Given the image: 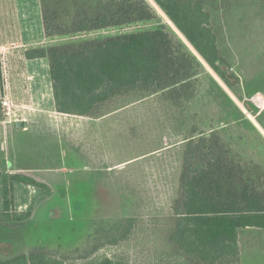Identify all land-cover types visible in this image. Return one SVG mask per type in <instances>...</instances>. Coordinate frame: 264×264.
<instances>
[{"label":"rangeland","instance_id":"1","mask_svg":"<svg viewBox=\"0 0 264 264\" xmlns=\"http://www.w3.org/2000/svg\"><path fill=\"white\" fill-rule=\"evenodd\" d=\"M147 1L155 10L154 20L46 38L28 46L23 45L26 38H21L17 19L3 17L9 9L18 15V2L1 7L0 28L11 27L9 37L2 33L1 45L13 51L165 26L199 64L196 93L187 94L180 105L162 93L141 99L133 94L106 104L100 118L55 113L59 119L52 125L60 127L63 139L54 130L44 139L49 159L43 164L67 168L62 171L65 186L43 196L23 224L0 222L1 258L44 246L76 260L98 248L97 256L118 255L128 264H176L165 236L191 136L218 137L237 162L264 169V127L257 118L264 119V14L246 1L218 15L223 19V27L217 28L220 48L241 81L233 91L156 2ZM28 7L32 16L24 25L37 34L40 0H31ZM11 61L10 76L19 83ZM246 78L252 80L250 88ZM39 145L37 138L33 153L39 152ZM73 169L77 173L71 176ZM128 227L131 230L124 232ZM240 241L241 264H264V229L242 230Z\"/></svg>","mask_w":264,"mask_h":264},{"label":"trees","instance_id":"2","mask_svg":"<svg viewBox=\"0 0 264 264\" xmlns=\"http://www.w3.org/2000/svg\"><path fill=\"white\" fill-rule=\"evenodd\" d=\"M154 1L234 91L241 81L220 48L217 28L223 27V19L218 15L231 13L246 1L264 14V0ZM40 3L48 38L122 27L157 17L147 0ZM26 56L48 59L54 104L61 113L100 117L105 114L106 104L133 94L141 99L162 93L180 105L182 98L189 93L194 95L197 89L196 58L165 26L37 46L28 49ZM245 83L250 88L252 80L246 78ZM257 118L264 127V119L258 115ZM221 142L218 137L202 135L196 139L192 135L186 144L180 192L172 205L165 236L176 264H241V231L264 229V169L243 166ZM0 177V222L21 225L33 212L16 209L15 184L50 187L22 173L0 172ZM129 230L128 227L123 231ZM97 251L94 248L82 260H76L38 246L28 253L0 257V264H128L118 255L99 257Z\"/></svg>","mask_w":264,"mask_h":264},{"label":"crops","instance_id":"3","mask_svg":"<svg viewBox=\"0 0 264 264\" xmlns=\"http://www.w3.org/2000/svg\"><path fill=\"white\" fill-rule=\"evenodd\" d=\"M13 1L14 0H0V15L1 11H3L1 10V7H10ZM15 1H17L19 5L18 15L11 14V11L9 9L7 11V14L3 12V17L11 21L13 19H17V21L20 23L21 38H26L25 40H23V42L25 43L23 45L28 46L29 44L42 43V39L48 38L46 36L43 26L42 11H40V29L38 30L37 34L36 31L32 34L30 29H28L24 25L25 22L27 23L31 20L32 12L29 10L28 7L31 0ZM10 28V26H7V29L5 27V30L4 28L3 30L2 28H0V48L5 51V54L7 55V62L12 59V64L15 63L14 68L20 74L19 83H16L15 81H12V77L9 73V82L12 95L17 101L26 103L28 105L23 114L24 119L20 120L25 122L24 126H19V121H8L3 115V119L0 118V172H7L9 174L22 173L50 187L49 189H44L21 182H17L15 184L16 209L18 211H29L35 208L36 204H38L37 202L43 196H46V194L52 191H60L61 186H65V181L67 180V178H63V175L65 174H63L62 171H65L67 168L58 166L51 167L52 165L43 164L49 159V153H45L44 139H47V137H49L50 133L53 130L57 131L60 134V138H62V131L60 127L55 125V128H53L52 125L53 121L59 119L56 117V114H73L61 113L58 112L55 108L48 59L27 58L26 51L30 48L37 46L31 45L29 46L30 48L28 47L23 48L20 51H13L12 48H5L3 47V45H1L2 42H5L4 39L1 37L2 33L9 37ZM27 37H33L34 40L28 41ZM36 37L39 38L35 39ZM2 93L3 84L0 83V96ZM20 97L23 98L20 99ZM37 138L40 144L39 152L33 153V141ZM3 150L4 156L2 155ZM69 173L72 172L70 171ZM75 173H77V170L73 169V174H71V176ZM47 174L53 175H51L52 177H50L47 176ZM2 210L3 180L0 177V212Z\"/></svg>","mask_w":264,"mask_h":264},{"label":"built area","instance_id":"4","mask_svg":"<svg viewBox=\"0 0 264 264\" xmlns=\"http://www.w3.org/2000/svg\"><path fill=\"white\" fill-rule=\"evenodd\" d=\"M0 60V68L3 77V93L0 96V113L10 122H18L24 119L23 114L28 104L17 101L12 95L9 82L7 55L2 48H0Z\"/></svg>","mask_w":264,"mask_h":264},{"label":"water","instance_id":"5","mask_svg":"<svg viewBox=\"0 0 264 264\" xmlns=\"http://www.w3.org/2000/svg\"><path fill=\"white\" fill-rule=\"evenodd\" d=\"M18 125H19V126H24V125H25V122H23V121H19Z\"/></svg>","mask_w":264,"mask_h":264}]
</instances>
